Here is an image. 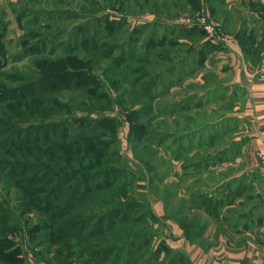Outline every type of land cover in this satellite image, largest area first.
<instances>
[{"label":"trees","instance_id":"16d2710c","mask_svg":"<svg viewBox=\"0 0 264 264\" xmlns=\"http://www.w3.org/2000/svg\"><path fill=\"white\" fill-rule=\"evenodd\" d=\"M132 5L125 0H96L89 8H81L89 12L84 16L62 10L61 14L68 18L88 19L72 28L55 30L43 24V32L25 30L14 54L7 46V24L0 14V264H28L25 247L27 253L45 264H160L162 254L168 252L175 254L168 257L167 264H192L184 253L169 248L164 238L155 244L162 233L155 224L162 219L148 202L135 195L134 189L135 185L151 189L160 177L148 159L155 152L151 146L167 138L166 133L160 134L151 125L156 85L160 83L161 93H165L182 75H193L218 45L207 40L198 51L191 44L183 59H177L179 51L168 58L166 53L153 52L166 45L167 37L157 41L150 36L142 43L147 51L140 52L136 43L150 28L152 34L161 26H168V31L173 28L161 24L157 14L172 15L169 4L144 0V4ZM172 6L176 15L194 13L200 0H173ZM137 7L151 9L149 12L156 15L153 22L126 16ZM110 8L121 15L109 19L103 12ZM55 12L38 14L54 19ZM26 14L17 13L23 27L37 23L38 19L24 22ZM129 19L139 23L125 36H116L124 26L132 24ZM176 26L180 35L192 41L206 35L198 26ZM188 56L190 70L176 73L182 60L188 62ZM25 59H29L30 67L7 68ZM149 61L152 64H146ZM161 61L165 64L159 67ZM130 94L143 100L140 109L125 104ZM123 118L129 122L128 138L135 162L137 166L143 164L149 174L145 184H137L121 146ZM143 118L145 127L140 122ZM227 120L223 121L224 131L231 127ZM142 131L144 150L136 144ZM203 133L201 130L185 139L176 138L178 148L173 158L195 166L189 173L199 172L202 165L235 159L247 141L241 137L227 145L224 139L219 150L197 149L198 153L191 154L194 141H200L198 146L216 141L213 133L206 140ZM229 186H221L218 192L224 196ZM213 192L216 190L183 200L173 210L200 207L214 215L226 199L217 198ZM170 216L177 217L174 211ZM181 216L185 235L192 237Z\"/></svg>","mask_w":264,"mask_h":264},{"label":"crops","instance_id":"0c3cea01","mask_svg":"<svg viewBox=\"0 0 264 264\" xmlns=\"http://www.w3.org/2000/svg\"><path fill=\"white\" fill-rule=\"evenodd\" d=\"M15 1L0 0V4ZM199 8L207 11L209 18L232 38V43L217 44L200 69L193 75H182L165 93H161L160 83L156 85L154 91L158 94L153 101V126L164 132L163 135L166 133L167 138L180 136L185 139L188 134L203 130L205 140L213 133L216 141H221L209 144L206 141L200 151L203 148L210 152L219 150L225 144L222 143L224 139H227V145L241 137L247 141L235 159L208 167L202 165L199 172L190 173L195 166L187 165L184 159L170 158V153L178 148L177 142L170 145L163 142L158 146L166 145L169 157H163L170 162L167 167L174 169L165 181L176 186L170 190L173 198L170 199L171 194L167 193L165 198L163 192L139 191L146 193L143 200L166 225L162 237L169 248L184 253L192 264H264V160L258 155L259 150L264 149V0H200ZM175 18L165 15L159 21L173 27L176 24L184 26ZM162 37L187 47L193 44L198 51L208 40L204 37L192 41L175 34L171 28ZM183 58L184 55L177 59ZM187 61L182 60L176 73L190 70L189 56ZM234 89L240 94H231ZM223 91L228 96L221 94ZM225 119H236L238 125L235 123L224 131ZM239 123L242 124L239 126ZM178 171L181 176H177ZM143 183L137 180V184ZM225 184L230 189L222 196L218 189ZM214 189L217 198L226 199L216 214L191 207L183 212L174 210L177 217L170 216L166 200L175 201L171 207L177 209L179 201H190L195 195L212 193ZM181 215L186 219L192 237L185 235L180 225ZM24 250L28 254V264L42 263L27 253V247Z\"/></svg>","mask_w":264,"mask_h":264},{"label":"rangeland","instance_id":"374dc122","mask_svg":"<svg viewBox=\"0 0 264 264\" xmlns=\"http://www.w3.org/2000/svg\"><path fill=\"white\" fill-rule=\"evenodd\" d=\"M16 1L18 4H0V14L2 16V20H3V22H5L7 24V35H6L7 46L9 48V51L12 52V54H14L19 49L18 43H19V41H21L20 38H21L22 34H24L25 30L29 29V30H35V31L43 32L46 30L45 28L41 27L43 24L51 25L52 28H54L55 30L56 29L58 30V27L72 28L73 26H76L77 24L84 23L87 21L88 17H70V18H68V15H66L67 17L65 16V13H64V15H62L61 11L62 10H70L72 13L78 14V16H84L86 13L89 14V12H87L85 10H81V8L84 6L89 8L90 5L93 3V1H96V0H62V1H58V0H30L31 2H29L28 0H16ZM97 1H101V0H97ZM125 2H126V4H131V5L132 4H144V0H125ZM183 3H184V1H183ZM150 4H165V6H166V4H169V6H170L169 13L172 16L176 15V14H174V12L172 10V9H174V7L172 6L173 0H150ZM102 5L104 6V4H102ZM39 10H41V11H39ZM58 10H59V12H58ZM149 10H151V9H149ZM149 10H147V8L137 7L132 12H127L125 14H126V16L128 15L129 18L140 20L139 22L149 23V22H153V20L155 19V14L149 12ZM20 11L27 13L24 16V22H27L28 20H31L33 22L36 19H38L37 23L36 24L32 23L31 26L23 27L22 24L19 23V21L17 19V13ZM42 11H46V12L56 11L55 15H54L55 16L54 19L50 18L53 16H48L47 14H45V15L38 14V12H42ZM164 11L166 12L167 10L164 9ZM202 11H203V9L199 8L194 13L189 12V11L188 12H181L180 14L176 15V17L178 15L179 16L177 18H175L174 20L175 21L178 20V22L185 23V21H184L185 17L192 16L193 14L196 15ZM93 12H96V11H93ZM30 13H33V14L31 15ZM103 14H106L109 17V19H112V18L115 19L121 15L120 12H118L112 8L105 10L103 12ZM34 15L35 16L38 15V17H34ZM165 15L167 16L166 13L157 14V16H164V17H165ZM168 17H171V16H168ZM59 18H61V19H59ZM131 21H132V24L128 23L126 26H124L123 29L121 30L122 33H120V34L118 33L116 36H119L120 38L122 37V35L125 36L127 34V32L133 28L134 24L139 23V22L134 23L133 20L129 19V22H131ZM173 24H175V23H173ZM167 27L168 26H166V25L161 26L158 29V32L155 34H152L153 31H152V28H150L147 32H145L142 36H140L141 37L140 41L138 43H136V49H138V51H140V52L141 51H147L146 48L142 47V45H143L142 43L146 42L148 37H150V36H154L157 39V41H159L162 38L164 32H166L165 34H168ZM173 28L175 29L174 33L179 35L180 34L179 33V27L176 26ZM173 28H171V29H173ZM91 29L94 30L95 27L91 26ZM175 37H177V36H175ZM205 37L207 38L206 35H205ZM183 45H184L183 43H181L179 45L173 44V41L171 42V41L167 40L165 46H159L158 49L157 48L153 49V52L155 54H156V52L160 53V54L166 53L168 58L175 57V54H177L176 52H178V51L180 52V54L178 56H183V55L186 56V52L189 50V46L191 44H189L188 47L183 46ZM190 47H192V46H190ZM148 63L152 64L151 61L146 62V64H148ZM164 64L165 63H163L161 61V63H159V67L164 66ZM14 66H19V68H21V69H26V68L31 66V63H30L29 59H25L21 62L10 63L7 66V68L10 69ZM124 88H128V85H125ZM237 91H238L237 89H234L231 94L239 95L240 93L238 92V94H237ZM225 93L226 92L223 91L221 94L228 96ZM218 95H219V93H218ZM214 96L215 95H213L212 97H214ZM125 100H126L125 104L131 109H133V108L140 109L141 105L143 103V100L141 101V100H139V97H133L131 94L127 95L125 97ZM133 102H135V103L133 104ZM220 107L221 106L218 105V108H220ZM154 111H155V108L153 107L152 113ZM113 113L114 112H112V114ZM152 113H151V119H152ZM235 120L229 119L226 121V123L233 126V124L237 123ZM140 122L142 123L141 125L145 127L146 119L143 118L142 121H140ZM151 122H152L151 125H153V120ZM242 123H239V126ZM122 124H124V125L120 128V132H119L120 143H121L122 147L123 146L127 147V149L124 148V152L129 157L128 163H129L130 167L132 168V172H134L136 181L139 179L141 181H144V183H147L148 178H149V174L146 173V175H145V172H147V171H145V168H143L144 167V166H142L143 164L141 166L140 165L137 166L135 159H134V152L131 151L132 148H131L129 138H128L129 122H128V120H125V118H123ZM153 128L156 129V131L160 132V134H161V131L157 130V126H153ZM144 130H146V128H144ZM241 131H242V129H241ZM208 132H210V131H208ZM140 134H141V139L136 144L138 145V148H140L141 150H144L143 145L146 146V144L142 142V138L144 137L145 133H144V131H142V132H140ZM205 134L206 133H203L202 136H206ZM241 134H243V131ZM155 137H156V134H155ZM177 139H179V137ZM177 139L176 138H166L164 142H166V145H170V144H172L173 141L177 142ZM198 142H200V141H198ZM198 142L196 143V141H194V145H192L193 148L191 149V154L193 153V155L198 153V151L194 152V150L200 149L201 145L198 146ZM217 142H221V141L218 140ZM225 142H226L225 140L222 141V143H225ZM155 143L157 145L158 140L155 141ZM158 145L155 146L154 148L151 146L152 151L154 149L155 152L151 153V151H150L151 154H150L148 159L150 161V164H152L155 167V168H153V171L159 172L160 177L155 179L151 189L149 187H147L146 185L145 186L147 188L146 187L145 188H139V187H137L138 185H135V189H134L135 195L142 198V199L144 198V196H146V193H144V194H143V192L141 193L139 191V189H145V190L147 189V191H145V192H149V191L150 192L156 191L158 193L163 192L165 198H166L167 194L168 195L171 194V195H169V197H170V199L173 198V193H171L170 190H174L176 186L165 182L166 178H168L169 175L174 173L173 168L167 167V166H169L168 163H170L169 160L167 158L163 157V155L169 157V151L166 152V150H167L166 145H162L161 148ZM205 150H207V148H203V151H205ZM203 151H200V152H203ZM170 158L171 159L173 158L172 152L170 153ZM177 176H181L180 171L177 172ZM178 187H180L181 189L183 188V186H181V185H179ZM183 189H186V188H183ZM174 202L175 201H167L166 200V204H167V208H168L169 212L174 211L173 209L175 207H171ZM180 202L181 201H179L177 203V206L180 204ZM161 221L162 222H158L157 224H155L156 228L160 227L162 230L160 237H158L155 240V244L159 243V241L163 239V237H162V235H164L163 230H164V227L166 225L164 224L163 220H161ZM174 254L175 253H173V252L172 253L168 252L167 254L163 253L162 259L160 260V264H167V261L169 259L168 257H172Z\"/></svg>","mask_w":264,"mask_h":264},{"label":"built area","instance_id":"2783aa9c","mask_svg":"<svg viewBox=\"0 0 264 264\" xmlns=\"http://www.w3.org/2000/svg\"><path fill=\"white\" fill-rule=\"evenodd\" d=\"M184 21L185 25L198 26L199 28H201L205 32L208 40H210L214 44L232 43V38L222 32L221 28L209 18L207 11L204 9L202 12L196 15L193 14L192 16L185 17ZM258 155L261 159L264 160V149L259 150Z\"/></svg>","mask_w":264,"mask_h":264}]
</instances>
